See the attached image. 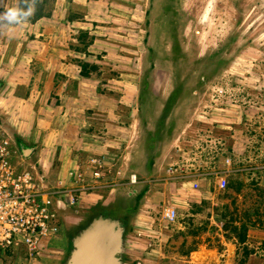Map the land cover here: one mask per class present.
<instances>
[{"label":"rangeland","instance_id":"rangeland-1","mask_svg":"<svg viewBox=\"0 0 264 264\" xmlns=\"http://www.w3.org/2000/svg\"><path fill=\"white\" fill-rule=\"evenodd\" d=\"M28 2L35 10L25 23L0 21V118L15 137L14 160L48 172L29 160L42 153L43 140L26 144L30 137L18 133L11 111L37 88L19 77H46L47 42L52 59L78 65L88 77L83 93L93 96L97 113L84 124L88 134L108 131L112 106L122 124L109 128L121 142L107 150L114 166L105 162L93 188L76 195L77 206L63 210L55 202L73 236L59 264L100 216L118 219L127 237L142 228L153 239L157 256L121 264H177L173 252L193 248L203 252L194 257L200 264H264V0ZM12 6L25 7V0H0V13ZM16 45L26 70H14ZM130 110L138 130L128 147L123 120ZM195 174L208 179L190 181ZM180 235L192 239L175 250L171 241ZM46 240L37 260L23 249L6 264H47Z\"/></svg>","mask_w":264,"mask_h":264},{"label":"crops","instance_id":"crops-1","mask_svg":"<svg viewBox=\"0 0 264 264\" xmlns=\"http://www.w3.org/2000/svg\"><path fill=\"white\" fill-rule=\"evenodd\" d=\"M42 47H47V49L45 48L47 51V64L43 68L47 73H45L46 77H36L34 79L30 74H26L23 78L19 77V79L22 80L21 85H26L28 89L30 86L34 85L37 86V88H32L30 94L28 93V97L26 98L24 96L18 97V103L17 105L15 104V107L13 106L14 109L12 108L11 111L13 110L14 116H17V121L14 120V123H17L19 129L18 133H28L30 137L26 139L28 141L25 140L26 144L34 143L33 141H36V139L39 140V138L43 140L42 143L45 148L42 153L34 152V157H30L29 160H36L39 164H44V166L47 165V171L51 176L55 174L56 177L63 179L68 186H72L73 182L68 176L69 171L84 169L91 157L103 159L104 164L106 162L111 165L110 168L114 166L113 161H111L113 156H110L107 150L111 145L115 147L114 145H116V143L118 144L120 140L119 138L116 140L113 135L109 134V131H111L110 129L113 127H121L122 124L117 122L120 117H113L116 108L112 106L106 110L107 115L111 116V118L107 120L108 124L106 127H108V131L103 129L104 131L102 132L105 133L104 135L95 136L93 132H89L88 134L84 124L90 125L91 119L97 114L91 111L93 105L90 104L89 101L93 96L89 94V92L86 94L83 93V83L88 77L82 75L81 67L79 69L78 65L75 66V64H71L63 59H52V54H54L53 52H55V50H53V48L51 49V42H47V46L44 45ZM12 48L10 56L12 57L14 55L15 58L13 60V64L16 65L14 66V70H26L28 64H22L20 56L17 57L19 53H23V50L21 51L17 45ZM60 66H62L61 69H59ZM3 76L7 78L5 74H3ZM35 91L37 92L36 95ZM27 92L28 91H26V94ZM5 96L8 97V95ZM39 101H41L40 104H38ZM83 104L88 107L86 108L85 106L81 108L80 106H84ZM41 107L43 110L40 112ZM134 111L135 110H130L123 120L124 128L129 132L126 146H128L129 141L135 138L134 135L138 130L136 126L133 127V123L129 124V120H131V117L135 114ZM37 113H39V115ZM92 123L94 124V121ZM89 135H91V137H89ZM37 136L40 137L37 138ZM24 153L27 154V156H31V153L29 154L28 151H24ZM34 163L37 162L34 161ZM172 170H175V168H172ZM89 179L92 182L96 181L92 178ZM206 179H208L206 176L202 177L195 174L194 177L189 180L196 183L199 182V184L203 185ZM184 180L185 179H182V181ZM82 194L85 195V193ZM115 220L119 221L118 219ZM62 226L58 235L47 238L45 241L46 245L44 248L47 249V264H59L61 259L60 254H63L69 249V240L71 241L73 236L70 233V229H68V224H63ZM143 231L144 230L141 228L140 233L134 232L127 237L123 230L122 253L118 255L120 259H126L130 256L133 257L134 255L135 257L141 256L147 260L157 256L158 253L151 248L153 239H150V236L149 238L145 236L146 234H143ZM191 239V236L180 235L178 238L172 239L171 242L175 244L173 248L179 250L180 243L182 244L184 241L190 242ZM132 243H134V245H132ZM196 251L198 250L194 248L192 251L186 253L174 251L173 255L177 260V264H179V262H182V264H200L199 260L194 257L199 258L203 252L198 253ZM202 264H204V262H202Z\"/></svg>","mask_w":264,"mask_h":264},{"label":"built area","instance_id":"built-area-1","mask_svg":"<svg viewBox=\"0 0 264 264\" xmlns=\"http://www.w3.org/2000/svg\"><path fill=\"white\" fill-rule=\"evenodd\" d=\"M14 140L0 118V264H6L11 255L23 249L27 259L37 260L43 241L61 231L64 215L54 207L55 202L63 210L77 206L76 195L93 188L89 178L101 177L104 167L103 159L91 157L84 169L69 171L73 185L68 186L36 163L26 167L14 160ZM132 178L136 181L135 174ZM219 185L225 187L226 180L221 179Z\"/></svg>","mask_w":264,"mask_h":264},{"label":"water","instance_id":"water-1","mask_svg":"<svg viewBox=\"0 0 264 264\" xmlns=\"http://www.w3.org/2000/svg\"><path fill=\"white\" fill-rule=\"evenodd\" d=\"M123 229L110 217L95 218L74 239V249L65 264H121Z\"/></svg>","mask_w":264,"mask_h":264},{"label":"clouds","instance_id":"clouds-1","mask_svg":"<svg viewBox=\"0 0 264 264\" xmlns=\"http://www.w3.org/2000/svg\"><path fill=\"white\" fill-rule=\"evenodd\" d=\"M25 7H6L5 10L0 13V21L6 22L9 25H18L25 23L28 18L34 14V5L25 0Z\"/></svg>","mask_w":264,"mask_h":264}]
</instances>
